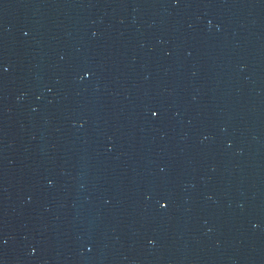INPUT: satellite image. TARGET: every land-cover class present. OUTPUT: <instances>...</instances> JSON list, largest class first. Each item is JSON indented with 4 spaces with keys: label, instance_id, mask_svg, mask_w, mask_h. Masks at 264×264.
<instances>
[{
    "label": "water",
    "instance_id": "obj_1",
    "mask_svg": "<svg viewBox=\"0 0 264 264\" xmlns=\"http://www.w3.org/2000/svg\"><path fill=\"white\" fill-rule=\"evenodd\" d=\"M0 264H264V0H0Z\"/></svg>",
    "mask_w": 264,
    "mask_h": 264
}]
</instances>
